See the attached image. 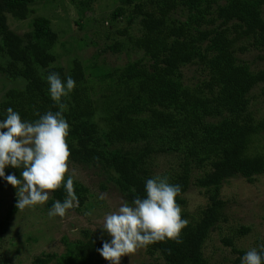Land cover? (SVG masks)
<instances>
[{
  "label": "trees",
  "instance_id": "obj_1",
  "mask_svg": "<svg viewBox=\"0 0 264 264\" xmlns=\"http://www.w3.org/2000/svg\"><path fill=\"white\" fill-rule=\"evenodd\" d=\"M34 1L0 0V74L24 83L0 97V120L9 107L30 122L39 118L37 113L61 111L50 98L46 77L59 72L66 83L71 76L76 87L62 98L70 125L69 165L96 170L104 178L103 190L112 184L131 203L146 196V181L158 175L164 157L170 162L168 181L182 188L176 197L181 208L192 187L209 195L207 206L196 214L182 210L189 223L181 243L166 240L142 249L166 264H211L206 244L222 230V243L240 255L236 264H241L246 251L236 241L251 228L224 229L229 218L220 197L231 179L255 183L264 175V115L252 107L255 90L264 99V0H117L111 24L121 18L128 28L138 19L139 24L136 33L118 32L121 37L105 52L139 57L108 68L98 64L100 51L87 66L73 59L69 69L54 52L58 35L50 19L37 17L24 36L10 28L9 18H29ZM90 1L71 0L81 20L88 18ZM252 52L258 64L242 57ZM5 172L19 178L21 170L8 167ZM0 189L16 196L3 178ZM74 191L78 210L92 207L84 183L74 179ZM66 197L62 183L51 193L48 208ZM16 212L14 206L0 219V244ZM110 239L102 229L85 230L75 241L64 236V253L37 257L34 264H108L97 249Z\"/></svg>",
  "mask_w": 264,
  "mask_h": 264
},
{
  "label": "rangeland",
  "instance_id": "obj_2",
  "mask_svg": "<svg viewBox=\"0 0 264 264\" xmlns=\"http://www.w3.org/2000/svg\"><path fill=\"white\" fill-rule=\"evenodd\" d=\"M119 5L117 0H91L88 18L81 20L71 0H35L30 7L31 12L27 20L9 18V25L17 34L24 36L32 30L34 19L46 17L50 19L58 35V44L54 52L59 57L60 65L69 69L71 62L76 58L87 66L92 58L102 51L98 64L113 68L127 63L129 58L133 60L139 57L134 52L130 56L123 52H105L108 45L121 37L118 32L125 29L131 34L137 32L135 25L138 27L139 19L129 28L127 19L124 18L111 24V14ZM99 24L102 26L97 28ZM242 57L255 64L259 63L258 54L255 52ZM186 72L188 77H193L192 69L188 68ZM23 85V82H11L4 74H0V97L6 89L19 88ZM260 93V89L254 91L252 107L257 109L255 111H258L259 115H264V99ZM260 144L264 145V141ZM169 166V159L162 157L157 166V174L167 177ZM69 168H74L77 172L74 179L81 181L90 189L88 204L92 207L89 209L82 207L78 210L74 202V207L68 210L63 218L49 217L48 201L23 211L17 209L11 220V227L0 244V264H34L37 257L64 253V236L75 241L83 237L85 230L94 232L102 229L105 215L116 210L120 202L124 201L112 184L108 190L101 188L104 178L97 174L96 170L77 165H69ZM101 195H104L105 199H101ZM208 196L205 190L192 187L185 195L187 204L182 210L196 214L207 206ZM15 197L8 190L0 189V219L15 206ZM220 198L226 202V214L229 218V223H223L222 227L231 229L234 226H249L251 232L237 239L236 244L239 249L246 252L254 247L258 249L260 243H264V175L259 176L255 183H248L244 178L231 179L223 185ZM222 233V230L212 233L206 244L205 254L211 264H236L240 255L233 253L231 247L222 243ZM121 264L166 263L158 255L153 257L145 249H139L127 257H122Z\"/></svg>",
  "mask_w": 264,
  "mask_h": 264
},
{
  "label": "clouds",
  "instance_id": "obj_3",
  "mask_svg": "<svg viewBox=\"0 0 264 264\" xmlns=\"http://www.w3.org/2000/svg\"><path fill=\"white\" fill-rule=\"evenodd\" d=\"M46 79L50 98L61 111H48L42 116L37 113L39 118L30 122L22 120L11 107L6 110V119L0 120V178L16 189L15 207L21 211L43 205L63 183L66 199L55 201L48 212L50 218H63L74 202L78 204L74 191L77 172L69 168L66 142L70 125L63 110L67 105L62 103V98L76 87V81L68 76L65 83L59 72L50 73ZM8 167L20 169V177L6 174ZM181 191V186L170 183L167 177L149 178L144 198L137 197L131 203L121 201L116 210L103 218L102 232L111 239L97 249L99 255L108 264H121L122 257L151 244L166 240L181 243L182 229L189 223L182 218V208L176 202ZM241 264H264V244L259 245V250L249 249Z\"/></svg>",
  "mask_w": 264,
  "mask_h": 264
}]
</instances>
